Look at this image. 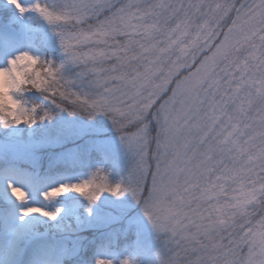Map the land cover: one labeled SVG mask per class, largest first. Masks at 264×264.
I'll return each instance as SVG.
<instances>
[{
	"label": "snow or ice",
	"instance_id": "obj_1",
	"mask_svg": "<svg viewBox=\"0 0 264 264\" xmlns=\"http://www.w3.org/2000/svg\"><path fill=\"white\" fill-rule=\"evenodd\" d=\"M0 264H264V0H0Z\"/></svg>",
	"mask_w": 264,
	"mask_h": 264
}]
</instances>
